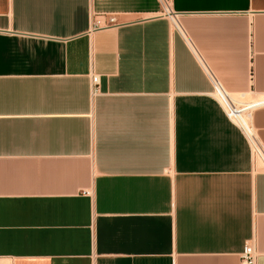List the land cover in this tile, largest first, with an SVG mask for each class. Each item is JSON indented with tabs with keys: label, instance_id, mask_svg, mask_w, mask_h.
I'll return each mask as SVG.
<instances>
[{
	"label": "crops",
	"instance_id": "0c3cea01",
	"mask_svg": "<svg viewBox=\"0 0 264 264\" xmlns=\"http://www.w3.org/2000/svg\"><path fill=\"white\" fill-rule=\"evenodd\" d=\"M170 9L0 0V264H264V0Z\"/></svg>",
	"mask_w": 264,
	"mask_h": 264
},
{
	"label": "built area",
	"instance_id": "2783aa9c",
	"mask_svg": "<svg viewBox=\"0 0 264 264\" xmlns=\"http://www.w3.org/2000/svg\"><path fill=\"white\" fill-rule=\"evenodd\" d=\"M161 3L163 5L164 11L170 15V0H161ZM119 26V22H117V20L113 16L108 17V19H103V17H97L93 22L94 30H107L117 28ZM213 86L215 94L219 99L226 113V116L239 127L241 132L246 137L250 146L253 160L255 162H261L264 166V151L259 145L258 140L255 137V133L252 127L250 126L247 118V112L249 111V109H247L246 106H235L234 103L230 100V97L228 96L226 91L215 79H213ZM98 89L99 77L93 76L91 78L92 94L97 93ZM240 115L243 116L245 120H239L237 117ZM256 258L257 256L253 244H247L242 253V264H256Z\"/></svg>",
	"mask_w": 264,
	"mask_h": 264
},
{
	"label": "bare ground",
	"instance_id": "6f19581e",
	"mask_svg": "<svg viewBox=\"0 0 264 264\" xmlns=\"http://www.w3.org/2000/svg\"><path fill=\"white\" fill-rule=\"evenodd\" d=\"M232 98L234 100V103H236V104H243V105L245 104V105H247V109H249V110L252 109L253 107H255L257 105V102H252V103L251 102H248L247 103V102H242L241 100L239 101V100L235 99V97H232ZM237 118L239 120H243V119L245 120V118L243 116H241V115L238 116Z\"/></svg>",
	"mask_w": 264,
	"mask_h": 264
}]
</instances>
